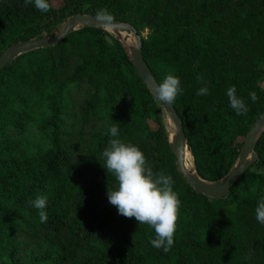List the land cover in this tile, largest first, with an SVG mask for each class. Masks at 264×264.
I'll return each mask as SVG.
<instances>
[{
    "label": "trees",
    "instance_id": "obj_1",
    "mask_svg": "<svg viewBox=\"0 0 264 264\" xmlns=\"http://www.w3.org/2000/svg\"><path fill=\"white\" fill-rule=\"evenodd\" d=\"M52 1L42 12L25 0H0V54L53 35L72 15L106 9L140 36L157 83L169 72L179 78L172 107L196 175L213 182L233 167L264 111V0ZM204 86L208 94L198 96ZM231 86L245 114L230 107ZM113 124L154 172L174 180L181 203L167 252L151 245L154 229L108 202L116 181L102 152ZM253 151L255 161L223 198L196 194L176 169L161 107L122 39L79 27L0 69V264H264V224L255 218L264 196V126ZM38 196L47 197L46 222L32 205Z\"/></svg>",
    "mask_w": 264,
    "mask_h": 264
},
{
    "label": "clouds",
    "instance_id": "obj_2",
    "mask_svg": "<svg viewBox=\"0 0 264 264\" xmlns=\"http://www.w3.org/2000/svg\"><path fill=\"white\" fill-rule=\"evenodd\" d=\"M26 4L34 3L36 9L47 12L50 9L48 0H25ZM97 17L101 20H110L112 17L106 9H100ZM197 81L202 76L196 77ZM154 97L162 105H172L181 92L180 80L171 72L164 79L153 86ZM235 86L227 89L230 107L237 115L248 111L242 98L236 94ZM198 96L208 94L206 86L198 89ZM253 102L257 97L254 92L249 93ZM110 139L102 152L103 167L114 176L116 187L107 189L108 202L117 209L119 215L126 218H135L138 224H146L155 232V238L150 240L153 247L169 251L174 244V233L180 200L174 191V180L163 170L154 172L138 146L122 141L116 124L108 128ZM47 204L46 196H38L32 205L39 210L41 222H46L47 214L44 211ZM255 218L264 224V196L255 208Z\"/></svg>",
    "mask_w": 264,
    "mask_h": 264
},
{
    "label": "water",
    "instance_id": "obj_3",
    "mask_svg": "<svg viewBox=\"0 0 264 264\" xmlns=\"http://www.w3.org/2000/svg\"><path fill=\"white\" fill-rule=\"evenodd\" d=\"M79 27L121 32L133 38L134 47L130 48L129 50V56L131 58L132 65L134 66L138 77L141 79L153 98L157 101L165 115L171 121L174 128V135L168 141V145L171 153L175 156V166L177 171L196 194L213 200H219L223 198L228 193L232 185L246 172V170L256 159V154L253 151V144L257 134L264 126V111L255 119L251 128L246 133L237 156L235 168H231L221 179L213 182H207L200 179L196 173V176H194L185 169L183 164L184 154L186 151L189 152V148L186 144L181 122L172 105H162L154 97L152 89L153 86L158 83L155 81L150 69L141 57L140 36L131 25L112 19L101 20L98 17L90 14L72 15L67 18L65 24L58 33L40 39H31L24 42H17L6 48L0 54V69L8 65L14 58L21 54L35 49L57 45L60 40L66 38L71 32L75 31Z\"/></svg>",
    "mask_w": 264,
    "mask_h": 264
},
{
    "label": "rangeland",
    "instance_id": "obj_4",
    "mask_svg": "<svg viewBox=\"0 0 264 264\" xmlns=\"http://www.w3.org/2000/svg\"><path fill=\"white\" fill-rule=\"evenodd\" d=\"M52 5L55 6V7H59L60 5V2L58 0H53L52 1ZM67 20V19H66ZM66 20H64L59 26L55 27L52 31L53 34H56L58 33L63 25L65 24ZM107 34H109L110 36L112 37H115V38H118V39H122L124 37H121L120 35L114 33V32H111V31H106ZM145 32L142 33V35H144ZM130 39L128 40V42H123L124 45H125V48L126 50L129 52L130 48L134 47V41H133V38L131 36H129ZM264 82V81H263ZM261 83V87L264 88V83ZM79 95H73L72 97L74 98H78ZM161 122H162V125H163V129L164 131L166 132V135H167V138H168V141L172 138V136L174 135V128H173V125L171 123V121L169 120V118L165 115V113L163 112V110L161 109ZM150 128H154V126L151 124L150 125ZM236 167V164L233 165L232 169ZM188 170V169H187ZM191 172V170L189 169L188 172ZM258 171L261 172L262 174H264V166H262L261 168H258Z\"/></svg>",
    "mask_w": 264,
    "mask_h": 264
},
{
    "label": "bare ground",
    "instance_id": "obj_5",
    "mask_svg": "<svg viewBox=\"0 0 264 264\" xmlns=\"http://www.w3.org/2000/svg\"><path fill=\"white\" fill-rule=\"evenodd\" d=\"M113 32L118 34V35H120L121 37H124V38H122V42H128V40L130 39L129 35H127L125 33L116 32V31H113ZM183 164H184V167H185L186 170L190 169L191 172L190 171L189 172L192 173L194 176H196L195 172L193 171V167H192L191 155H190V153L188 151H186L185 154H184Z\"/></svg>",
    "mask_w": 264,
    "mask_h": 264
},
{
    "label": "built area",
    "instance_id": "obj_6",
    "mask_svg": "<svg viewBox=\"0 0 264 264\" xmlns=\"http://www.w3.org/2000/svg\"><path fill=\"white\" fill-rule=\"evenodd\" d=\"M264 83V82H263Z\"/></svg>",
    "mask_w": 264,
    "mask_h": 264
}]
</instances>
